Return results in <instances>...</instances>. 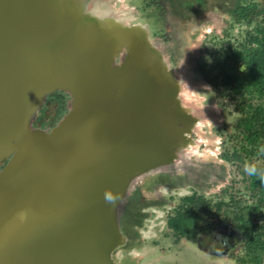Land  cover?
<instances>
[{
    "label": "water",
    "instance_id": "1",
    "mask_svg": "<svg viewBox=\"0 0 264 264\" xmlns=\"http://www.w3.org/2000/svg\"><path fill=\"white\" fill-rule=\"evenodd\" d=\"M132 18L113 0H0V264H119L137 184L201 147L182 74ZM56 91L67 112L34 126Z\"/></svg>",
    "mask_w": 264,
    "mask_h": 264
},
{
    "label": "rangeland",
    "instance_id": "2",
    "mask_svg": "<svg viewBox=\"0 0 264 264\" xmlns=\"http://www.w3.org/2000/svg\"><path fill=\"white\" fill-rule=\"evenodd\" d=\"M147 3V0H113L116 9L128 10L133 15L129 24L147 26L151 22L166 34V42L160 40L169 61V48L180 51L171 68L182 74L185 88L201 118L192 136L201 147L193 152L185 171L173 174L177 179L170 180L165 174L157 177L162 184L155 183L156 176L143 178L137 184L138 192L134 197L131 195L130 201L149 205L141 209L147 217L140 227L132 229L136 235L125 233L130 241L115 253V259L119 264H236L225 256L203 252L194 242L175 240L166 226V219L179 198L194 192L216 200L244 191L249 168L262 164L260 156L246 158L241 152L240 137L235 129L240 108L235 100L222 97L199 71L202 65L212 62L220 48L226 47L227 41H241V27L234 25L221 7H208L192 19H178L175 14L167 10L157 11ZM172 38L177 44L172 43ZM251 102L264 107V97L252 98ZM57 110L53 104L48 106L50 118L47 122ZM235 149L241 159L233 156Z\"/></svg>",
    "mask_w": 264,
    "mask_h": 264
},
{
    "label": "trees",
    "instance_id": "3",
    "mask_svg": "<svg viewBox=\"0 0 264 264\" xmlns=\"http://www.w3.org/2000/svg\"><path fill=\"white\" fill-rule=\"evenodd\" d=\"M208 1L209 7H221L233 24L241 27V41H227L226 47H221L212 62L202 65L199 71L222 97L235 100L240 108L235 129L240 137L241 152L246 158L260 156L262 164L249 168L247 185L242 192L216 200L195 192L179 198L166 219V226L175 240L185 239L207 246L205 248L216 255L225 256L236 264H262L264 107L254 105L251 100L264 97V0ZM240 65L245 66L243 72L238 70ZM58 107L67 112L62 102ZM233 156L241 159L236 149ZM130 202L123 222L129 236L136 235L132 229L140 227L147 217L141 212L147 204H136L133 199Z\"/></svg>",
    "mask_w": 264,
    "mask_h": 264
},
{
    "label": "flooded vegetation",
    "instance_id": "4",
    "mask_svg": "<svg viewBox=\"0 0 264 264\" xmlns=\"http://www.w3.org/2000/svg\"><path fill=\"white\" fill-rule=\"evenodd\" d=\"M147 2H148L147 5L149 7H154L157 11L167 10L170 13H173L176 16H178V19L179 18L192 19L196 17L199 13L205 11L209 7L208 0H147ZM147 29H148L149 37L151 39L158 38L166 42L165 37H164L166 36V34L163 33L161 29L155 28V26H153L151 22L147 23ZM168 37L171 38V36H168ZM172 40L173 38L171 39V41ZM172 43L177 44V41L176 40L172 41ZM169 49H170V61H171V64H174V62H176L178 59L177 55H180V51L177 49L173 50L172 48H169ZM61 102L63 103V108L67 110L68 103H69V97L66 94L60 91H56L52 93L51 95H49L46 98L45 105L42 106L41 108L39 116L33 121V125L38 126V127H46V128H50L54 126L64 114L61 108L59 109L58 107V104ZM50 104H53L55 108H58V110L56 111V114L51 118V120L47 122L46 120L50 118L47 115L48 106H50ZM165 174L169 176L170 180L177 179L176 176L168 174V173L155 174V175H150L148 177L156 176L155 183L162 184V183H157V182L160 181L158 180L159 178H161L160 176H163ZM157 177L159 178L157 179ZM137 192H138V188H136L133 191L132 197H134L137 194ZM146 206H149V205H146ZM129 241H130V237H129ZM200 246L202 247V245Z\"/></svg>",
    "mask_w": 264,
    "mask_h": 264
},
{
    "label": "clouds",
    "instance_id": "5",
    "mask_svg": "<svg viewBox=\"0 0 264 264\" xmlns=\"http://www.w3.org/2000/svg\"><path fill=\"white\" fill-rule=\"evenodd\" d=\"M107 199L111 200V199H112V197L109 195V196L107 197Z\"/></svg>",
    "mask_w": 264,
    "mask_h": 264
}]
</instances>
